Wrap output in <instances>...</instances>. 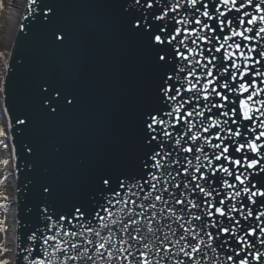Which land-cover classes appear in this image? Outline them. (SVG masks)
<instances>
[{
	"label": "water",
	"instance_id": "obj_1",
	"mask_svg": "<svg viewBox=\"0 0 264 264\" xmlns=\"http://www.w3.org/2000/svg\"><path fill=\"white\" fill-rule=\"evenodd\" d=\"M1 111L13 264H264V0H27Z\"/></svg>",
	"mask_w": 264,
	"mask_h": 264
},
{
	"label": "bare ground",
	"instance_id": "obj_2",
	"mask_svg": "<svg viewBox=\"0 0 264 264\" xmlns=\"http://www.w3.org/2000/svg\"><path fill=\"white\" fill-rule=\"evenodd\" d=\"M26 0H0V67L4 73L0 74V94L4 89V77L5 71L8 69L9 52L11 48V41L16 27H18V20L23 12ZM6 3H11V6H7ZM3 134L0 128V137ZM9 145V144H8ZM9 153L6 154V148L3 144L0 145V161H5L7 156L10 159L12 157V149H9ZM11 150V152H10ZM14 214L10 220L11 230L9 233V240L13 247L14 237ZM0 244H2V238L0 237ZM13 248L10 254V264H12Z\"/></svg>",
	"mask_w": 264,
	"mask_h": 264
},
{
	"label": "rangeland",
	"instance_id": "obj_3",
	"mask_svg": "<svg viewBox=\"0 0 264 264\" xmlns=\"http://www.w3.org/2000/svg\"><path fill=\"white\" fill-rule=\"evenodd\" d=\"M11 6V3H6ZM4 71L0 67V74ZM1 101V95H0ZM0 111V128L3 134L0 137V145L3 144L6 148V154L9 153L7 139L5 138V130L3 126ZM5 161H0V237L2 244H0V264H10V254L12 246L10 245L9 233L11 230L10 220L12 218L13 206L11 201L12 190L10 186V162L8 155Z\"/></svg>",
	"mask_w": 264,
	"mask_h": 264
}]
</instances>
